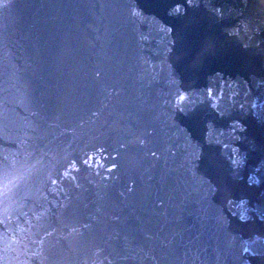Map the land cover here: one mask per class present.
<instances>
[{
	"label": "water",
	"instance_id": "obj_1",
	"mask_svg": "<svg viewBox=\"0 0 264 264\" xmlns=\"http://www.w3.org/2000/svg\"><path fill=\"white\" fill-rule=\"evenodd\" d=\"M0 264H264V0H0Z\"/></svg>",
	"mask_w": 264,
	"mask_h": 264
}]
</instances>
